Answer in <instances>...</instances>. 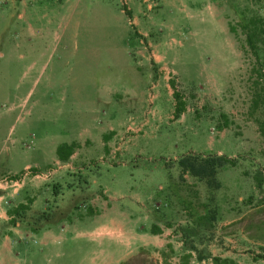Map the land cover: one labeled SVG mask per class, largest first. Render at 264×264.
<instances>
[{
	"label": "rangeland",
	"instance_id": "obj_1",
	"mask_svg": "<svg viewBox=\"0 0 264 264\" xmlns=\"http://www.w3.org/2000/svg\"><path fill=\"white\" fill-rule=\"evenodd\" d=\"M241 12L264 18V0H0V197L23 202L8 224L72 235L156 223L182 242L206 206L218 221L189 239L204 252L181 253L179 264L233 254L264 264L255 260L264 242L231 226L264 196V81ZM186 155L235 164L209 190L181 174ZM38 197L40 227L27 218L39 213ZM66 240L43 247L36 233L15 254L19 264H88ZM91 250L104 262L123 252ZM145 251L155 264L157 251Z\"/></svg>",
	"mask_w": 264,
	"mask_h": 264
},
{
	"label": "crops",
	"instance_id": "obj_2",
	"mask_svg": "<svg viewBox=\"0 0 264 264\" xmlns=\"http://www.w3.org/2000/svg\"><path fill=\"white\" fill-rule=\"evenodd\" d=\"M143 19L140 20L134 19L133 22L136 26H138L139 30L137 31L139 35L146 37L147 34L143 30L144 23ZM145 29V28H144ZM9 117H12V111L9 113ZM19 141L22 139L19 135L18 138ZM18 141V142H19ZM17 153H15L16 155ZM12 156V155H10ZM29 165L23 166V168L20 171H24L27 168H29ZM18 171V172H20ZM17 171H9L8 174L16 175L18 173ZM14 194L18 192V189L14 190ZM2 197H0V200L4 199V204L0 203V223L2 225V232L0 235V264H19L17 256L19 254H15V249L20 248V245H22L25 241V239H29L33 237L36 233H39V244L43 247H50V246H60L64 242H66V238H73V240L77 241L76 244H78L79 251L83 253H88V264H122L128 259L134 257L139 253L141 249L145 250H155L157 251L156 261L155 264H164L166 261L167 264H179L177 257L182 253L183 254V244L180 242L181 240L177 241V236L172 235L171 233H166L165 230L156 223H153V225H156L160 232L158 234H152L151 232H147L143 227L141 231H135L133 233H117L116 231L109 230L108 228L100 229V226H97L93 228L90 231L82 232V233H73L72 235L67 232H53L48 229H44L41 231V229H35L32 226H28L25 228H20L19 224H16L18 228H15L13 226H10L8 223L15 218V213L13 212V208H16V201L17 197L14 195V197H11L12 199H9L8 201L5 200V197L7 196L6 193ZM10 196H13L10 194ZM22 201H18L17 204H22ZM33 203L37 204L39 206V213L36 215H27V218H31L34 220L36 218V221H39V217L41 215V211H43L45 207V201L43 198L38 197L35 202ZM37 227H40V221L39 225ZM103 227V226H102ZM138 228V227H137ZM39 230V231H38ZM38 231V232H37ZM173 240L178 243L177 245H173ZM170 245L171 249L173 251V255L171 258H162L159 253L160 252H166V246ZM39 248V253L42 252V248ZM92 247H97L99 249V252L102 253L105 251V247H108L111 250H114L115 247H119L123 249V252L119 251L120 257L114 258L109 262L102 261L101 258L92 260ZM56 248V247H54ZM102 248L104 250H102ZM59 253H56L58 255ZM122 255V256H121ZM237 256H230L227 258H230L234 260L235 262L239 263V260H237ZM164 261V262H163ZM253 261V259H252ZM253 261L252 263H254ZM42 264V263H39ZM67 264H83V263H76V262H70L68 261ZM263 264V263H262Z\"/></svg>",
	"mask_w": 264,
	"mask_h": 264
},
{
	"label": "trees",
	"instance_id": "obj_3",
	"mask_svg": "<svg viewBox=\"0 0 264 264\" xmlns=\"http://www.w3.org/2000/svg\"><path fill=\"white\" fill-rule=\"evenodd\" d=\"M240 26L246 32V45L255 55L258 61V71L260 77L264 81V18L259 15L246 17L243 12L240 13ZM229 31L234 33V27L230 26ZM235 160L225 156H208L201 157L197 155H186L178 159L177 165L181 169V174H188L198 181L204 182L209 190H219L221 183L217 180V173L220 169L231 166L233 167ZM250 204V203H249ZM206 209L203 215L195 217L190 226L185 227L181 231V239L183 242L184 252L195 251L197 255L204 251L197 252V249L190 245V238H201L209 232L212 224L218 221L216 209ZM172 214V213H171ZM171 216V215H170ZM169 226V223H168ZM231 226H236L238 229L250 239L254 241L264 242V196L257 198V202L247 213L235 220ZM160 229L156 225H152V234H158ZM145 250H140L139 253L128 259L122 264H148V260L143 257ZM185 256V255H184ZM182 256V258H184ZM164 258V254L162 255ZM186 258V257H185ZM211 263L208 264H238L230 258L210 257ZM261 259L264 262V256H258L256 259ZM164 264H167L164 262Z\"/></svg>",
	"mask_w": 264,
	"mask_h": 264
}]
</instances>
